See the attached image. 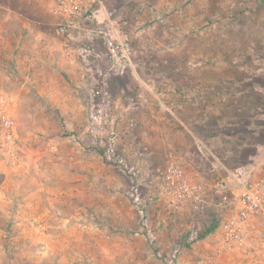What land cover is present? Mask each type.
I'll return each mask as SVG.
<instances>
[{"label":"rangeland","instance_id":"1","mask_svg":"<svg viewBox=\"0 0 264 264\" xmlns=\"http://www.w3.org/2000/svg\"><path fill=\"white\" fill-rule=\"evenodd\" d=\"M103 2L115 26L132 37L131 63L122 70L104 59L88 70L65 54L71 42L96 34V23L81 24L69 40L56 33L53 0H0V68L8 64L0 93L23 97L10 105L20 160L0 151V264H83L71 250L72 214L63 217L65 233L48 227L30 235L16 224L27 203L22 195L35 188L23 149L32 145L49 158L77 142L108 178L97 192L113 201L114 227L130 233L124 239L135 256L124 264H233L235 255L264 252L254 248L264 242V215L247 222L245 248L223 245L217 220L226 215L209 188L221 176L245 182L264 175V0ZM91 102L115 119L112 135L108 126L92 130ZM78 127L85 128L80 136ZM167 161L207 185L198 211L172 212L157 193L154 182ZM57 180L49 182L47 201L56 225L53 214L71 210L63 198L77 201L71 189L58 199ZM46 233L50 240L41 242ZM114 234L121 243L123 235ZM96 246L85 252L102 261Z\"/></svg>","mask_w":264,"mask_h":264},{"label":"built area","instance_id":"2","mask_svg":"<svg viewBox=\"0 0 264 264\" xmlns=\"http://www.w3.org/2000/svg\"><path fill=\"white\" fill-rule=\"evenodd\" d=\"M54 13L58 19L56 33L72 40V31L81 24L96 23V34L83 35L77 43L66 47V55L75 56L81 66L91 70L95 63L104 59L111 70H122L132 57V37L129 31L117 28L112 19V11L103 0H53ZM99 14L102 19H99ZM12 99L0 94V151L6 159L18 162L21 157L18 133L10 113ZM92 105L91 127L98 134L108 126L110 134L115 119L99 107ZM154 186L157 193L172 212L184 209L196 212L207 195V185L200 180L187 177L181 166L167 161ZM215 205L222 219L217 220L222 230L223 245L234 250L245 248L247 243L246 224L253 217L264 215V175L255 176L245 182L232 177H217L209 185ZM227 213V214H226ZM210 260V257H206Z\"/></svg>","mask_w":264,"mask_h":264},{"label":"crops","instance_id":"3","mask_svg":"<svg viewBox=\"0 0 264 264\" xmlns=\"http://www.w3.org/2000/svg\"><path fill=\"white\" fill-rule=\"evenodd\" d=\"M5 67H8V64L2 63V67L0 68L1 73L6 71ZM0 85L5 86L1 79ZM18 96H14L13 98L12 95H9L15 104L23 101V97L20 95ZM28 116L34 118L33 114H29ZM76 130L79 132L78 136H80L83 134L85 128L81 129L78 127ZM40 132L43 133L44 131L41 130ZM23 151L27 159L24 168L30 170L31 174L36 173L33 179H27L29 180L27 182L32 184L31 187L35 185V188L29 189L22 195L27 200V203L25 208H19L17 211L16 216L19 222L16 221V224L18 226H24L26 233H30V235L34 234V231L39 228L45 232L44 230L48 229V227L57 229L58 231L62 230L61 232L65 233L66 229L62 226L65 225V221L68 220L63 217H66L64 215L70 213V215L72 214L74 217L71 225L74 233L72 232L73 237L70 243L73 245H71V250L75 259L80 260L83 264L99 263V261H101L99 258L85 252L86 249L95 248V243H97L96 247L99 249L98 253L100 251L99 256L102 258V264H124L128 263L129 260H133L135 256L134 252H131L133 246L128 243V238V241L126 237L124 239V235H130L128 229L123 227V225L121 227H114L113 221L116 212L114 211V204L113 201H111V197H108L109 193L103 195V197L97 192L99 181L106 179V184L109 181L106 175H98L96 156H92L91 151H87L90 154L86 155L85 149L78 142L75 143L74 147L70 150L59 147L57 152L55 154L52 153L49 158L43 157L45 154L44 150L34 148L32 145L31 147L24 148ZM238 174H241V171H239ZM67 175L70 179H66ZM61 177L62 181L60 180ZM56 179L63 185V187L57 188L58 193L56 192V196H58V199L62 197V191H67V189H71V191H73V196L77 198V201L72 202L73 205H71L70 202L72 200L70 199V195L63 198L62 201L67 203L64 207H70L71 210H68V212L66 211V213H60L59 208L57 213L53 214L58 219L57 225L49 222L48 216L52 212L51 208L47 206V201L51 197L49 182ZM69 185H71L72 188H70ZM64 207H62L61 210ZM184 212L189 213V210L184 209ZM99 219L101 222H98ZM63 220L64 222L62 223L61 221ZM114 233L123 235L121 243H114ZM261 234L264 235V233ZM68 235L67 238L69 239L70 234ZM142 239V245L138 247L140 249L137 251V254L139 253L137 255L138 258L144 256L146 248L145 239ZM49 240L50 237H48L47 233L41 236V242ZM97 240H99V242ZM77 244L79 245L78 248L75 247ZM68 246L70 247V244H68ZM254 248L264 249V242L257 241ZM243 256L244 255H241V258L237 257L238 259H236L235 255L233 264H264V252L252 251L249 256ZM225 260H227V258H225L224 261Z\"/></svg>","mask_w":264,"mask_h":264}]
</instances>
